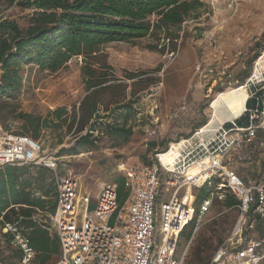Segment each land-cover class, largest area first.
I'll list each match as a JSON object with an SVG mask.
<instances>
[{"label": "rangeland", "instance_id": "374dc122", "mask_svg": "<svg viewBox=\"0 0 264 264\" xmlns=\"http://www.w3.org/2000/svg\"><path fill=\"white\" fill-rule=\"evenodd\" d=\"M199 2L203 7L178 27L154 30L134 43L108 44L89 56L73 57L55 73L21 62L16 71L19 85L0 94V120L5 129L19 133L38 119L41 130L35 142L44 153L56 157L57 174L76 180L80 194L90 197L97 195L102 184H116L123 169L154 163L155 154L166 151L171 142L210 124V106L219 93L239 87L248 92L245 83L264 49V0ZM30 13L0 6V17L14 21L20 29L27 27ZM156 20L151 17L149 22ZM86 66L106 83L80 108L88 94L82 76ZM93 100L99 119L94 116L80 131ZM91 125L94 131L90 132ZM110 126L130 128L129 140L115 143L108 136ZM87 133L89 137H84ZM53 178V172L37 167L26 169L22 176L37 189L34 197L46 200L43 195L53 189ZM225 194L224 189L214 191L199 228L195 231L198 220L194 217L185 232L188 239L183 235L180 240L178 253L186 252L184 264H209L214 252L231 238L239 213L237 208L223 206ZM168 198L164 186L157 219L160 203ZM198 205L196 200L195 213ZM33 219L54 235L50 215L37 211ZM25 231L28 235L29 230ZM56 262V257L35 254L26 264ZM0 264H23L1 234Z\"/></svg>", "mask_w": 264, "mask_h": 264}, {"label": "built area", "instance_id": "2783aa9c", "mask_svg": "<svg viewBox=\"0 0 264 264\" xmlns=\"http://www.w3.org/2000/svg\"><path fill=\"white\" fill-rule=\"evenodd\" d=\"M263 66L264 49L245 83L246 104L251 101V109L245 108L238 119L207 124L171 142L164 151L177 147L171 170L162 166L160 153L150 165L123 169L128 197L121 206L115 186L104 183L90 210L91 198L80 194L76 180L57 174L55 156L44 153L27 136L5 132L0 124V170L34 166L54 173L56 208L51 225L60 251L56 264H184L186 252L178 253L180 234L194 217L198 220L195 231L199 228L214 191L222 189L238 200L239 218L231 238L214 252L209 264L264 263ZM246 114V125H239L237 121ZM164 186L169 198L160 203L157 219ZM202 188L206 194L197 213L194 195L191 212L182 200L188 191L194 194ZM1 232L11 236L23 264L34 257L17 223L5 224Z\"/></svg>", "mask_w": 264, "mask_h": 264}, {"label": "trees", "instance_id": "16d2710c", "mask_svg": "<svg viewBox=\"0 0 264 264\" xmlns=\"http://www.w3.org/2000/svg\"><path fill=\"white\" fill-rule=\"evenodd\" d=\"M2 4L31 13L25 29H20L14 21L0 17V94L14 91L19 85L16 71L21 62H29L41 71L55 73L73 57L89 56L108 44L134 43L152 35L154 30L178 27L203 7L199 0H0V6ZM151 17L157 18L153 24L149 22ZM82 76L88 94L80 108L86 105L90 97H95L106 83V80L96 77L88 66L83 68ZM95 103L93 100L88 108L80 131L96 117ZM252 105L251 101L247 102V110ZM237 123L246 125L247 114ZM0 124L5 132H10L1 120ZM40 130L39 120L34 119L22 127V132L14 134L35 141L39 138ZM109 130L108 136L117 144L126 143L131 136V129L125 126H110ZM89 131H94L92 125ZM89 135L87 133L84 137ZM33 167H5L0 170V234L11 244V236L3 234L1 229L7 223H17L19 230L29 240L34 255L42 258L56 257L58 262L60 251L56 236L50 235L44 226L37 225L33 219L37 211L50 216L54 214L55 186L51 192L43 195L47 200L35 198L37 189L31 188V184L22 179L25 170ZM113 185L117 202L121 206L128 197L124 176ZM225 192L228 196L223 206L238 210V200ZM205 194L206 188L197 192L198 203ZM190 226L192 223L182 231L180 240L183 235L188 239L185 232ZM25 230H29L28 235ZM15 251L22 260V253L17 249Z\"/></svg>", "mask_w": 264, "mask_h": 264}, {"label": "bare ground", "instance_id": "6f19581e", "mask_svg": "<svg viewBox=\"0 0 264 264\" xmlns=\"http://www.w3.org/2000/svg\"><path fill=\"white\" fill-rule=\"evenodd\" d=\"M247 93L244 87L229 89L223 93H219L210 106L212 120L208 125L212 126L216 123L228 122L239 118L245 111ZM177 154L176 146H171L169 151L160 153L159 160L162 166L167 168V170H171ZM192 196L190 191H188L182 200L183 204L189 205L191 212H193L191 205L194 202Z\"/></svg>", "mask_w": 264, "mask_h": 264}, {"label": "crops", "instance_id": "0c3cea01", "mask_svg": "<svg viewBox=\"0 0 264 264\" xmlns=\"http://www.w3.org/2000/svg\"><path fill=\"white\" fill-rule=\"evenodd\" d=\"M97 195H94L91 198V202H90V206H89V209L92 210L93 207H94V203H95V198H96ZM160 199V198H159ZM159 201V200H158Z\"/></svg>", "mask_w": 264, "mask_h": 264}]
</instances>
